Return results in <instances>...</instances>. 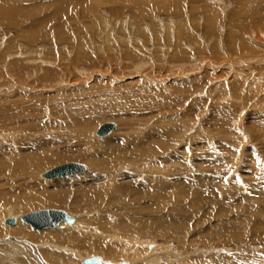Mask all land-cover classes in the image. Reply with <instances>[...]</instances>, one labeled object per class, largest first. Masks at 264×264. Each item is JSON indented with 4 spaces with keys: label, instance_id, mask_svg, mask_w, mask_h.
I'll list each match as a JSON object with an SVG mask.
<instances>
[{
    "label": "rangeland",
    "instance_id": "374dc122",
    "mask_svg": "<svg viewBox=\"0 0 264 264\" xmlns=\"http://www.w3.org/2000/svg\"><path fill=\"white\" fill-rule=\"evenodd\" d=\"M1 1L24 8L37 0ZM66 1L61 17L43 13L47 35L35 42L15 39L32 18L17 27L0 18V97L71 94L77 108L91 110L78 115L90 137L47 113L30 117L32 131L1 128L9 148L0 156H33L26 153L44 145L50 161L16 179L34 181L19 194L11 185L38 202L0 219L60 209L74 221L35 231L18 219L28 234H0V264H48L44 255L82 264L72 253L127 264H156L157 255L158 264H264V10L235 0ZM61 102L53 104L70 107ZM107 122L116 129L97 137ZM93 158L102 160L98 172ZM65 163L87 172L43 179ZM4 220L2 229L15 228Z\"/></svg>",
    "mask_w": 264,
    "mask_h": 264
},
{
    "label": "bare ground",
    "instance_id": "6f19581e",
    "mask_svg": "<svg viewBox=\"0 0 264 264\" xmlns=\"http://www.w3.org/2000/svg\"><path fill=\"white\" fill-rule=\"evenodd\" d=\"M43 1H45V2L48 1L52 5L50 4V6H49L47 3L42 4ZM43 1L42 0H40V1L37 0L36 2L33 1V2H31L29 4V6H26L24 8H20L17 4L6 3V2H3V1L0 0V18L5 19L9 26L17 27V26H20L23 22H25L27 18H32L33 19V24L31 23V24H28V25H24L20 30L17 31V33H16L17 35H16L15 39H17V38H19V39L25 38V40L27 39L28 42H35V40H38V38L41 39V38L45 37L47 35V33H45V32H47L46 22H48L50 18H46V17L43 18L44 17L43 13L44 12H47V13L51 12L54 15L57 16V17H55L53 15L52 17L58 18L59 16L61 17L63 14H66L67 11L69 10V3L66 0H43ZM235 1L237 2V5L239 4V6H241V7L242 6L244 7L246 5L256 4L259 9H261V10L263 9L264 10V0H235ZM137 2H139V1H137ZM39 4H42V5H39ZM171 4H174V3H171ZM263 18H262V20L264 21ZM255 22H256V20H255ZM13 42H15V41H13ZM122 88L123 87H120L118 89H122ZM182 92H184V91H182ZM13 95L14 96H12V97L10 95V98L9 97H6V98L5 97H0V129L1 128H9V129H12V130H15V131L16 130H21V131L30 130V131H32L33 125L31 124L32 119H30V117L31 116L35 117V116H38V115L39 116L41 115L43 117V115H45V113H47L53 119H58V118L63 119V126L62 127L66 126L67 128L70 129V131L72 133L84 137V140H86L85 138H89L90 137V132H91L90 128L91 127H90L89 122H85V123H83L84 125H82V124L78 123V121H79V118L82 115H84V117L85 116L89 117V114H87V113L89 111H91V110L90 109H86V110L81 111L79 108H77V104L81 103V102H79V101H77V102L71 101L72 100L71 97H70L71 94L63 95L61 98L60 97H56L55 98V96H51L52 97L51 98L49 96L50 98L47 101L45 100V98H43V99L39 98L40 96L39 97L30 96V95H26V94L19 93V92H17L16 94H13ZM159 95L160 94H158V96ZM88 98L90 99V98H93V97H88ZM52 99H54V100H52ZM185 100H187V99L185 98ZM51 101L52 102L55 101V102H53L54 104L56 102L63 101V102H61L63 105L65 104V102L66 103L67 102H71V103H68V104H70V107L67 106L68 108H66L65 105H64L63 109H60V104H59V107L57 105H54L53 103L52 104H53L54 107H52V104H51V107H50L49 104H48L49 105L48 106L47 103H50ZM45 105H47V106H45ZM120 110H122V109H120ZM78 115H81V116H78ZM56 122H54L53 124L54 125L57 124ZM107 123H111V122H107ZM112 124L114 125V129L112 131H110L108 134H106L104 136H101V137L108 136L110 133H112L116 129V125L114 123H112ZM26 126L28 128H26ZM51 128H53V127H50L49 129H51ZM96 131H95V135H96ZM97 137H99V136H97ZM18 143H15V144H18ZM25 145H26V143L22 142L21 144L19 143V145H16V146L13 145V147H19V149L22 150V149H26V148H24ZM6 146H7L6 144H0V149L6 150L7 148H9V147H6ZM42 146H44V145H42ZM42 146H38L37 149L34 148L33 149V150H35L34 153H31V152L30 153H26V154H33V156L41 155V156H39V158H36V159H34L35 157L33 158V156L21 157V156H18L16 154H12V153H7L5 157L0 156V214L2 212H4V214H9L11 212L12 207L17 209V211H18L20 208H22L25 205H27L28 199H32L33 202H38V200H36V199L40 198L39 195L35 194L34 192H32V193L31 192H27V189L25 187L22 188L24 192L21 191L20 196L19 195H14L13 192H11L13 190V189H11V185L15 183L16 179H18V178H20L22 176L26 178L29 174L33 173L34 171L42 168L43 166L48 165V163L50 161V157H49L50 154H48L46 152L47 150L43 149L44 147H42ZM87 149L88 150H86V152H89L91 150L89 147H87ZM90 163H92V170L93 171L98 172L100 169L103 168L102 160H100L98 158L91 159ZM86 172H87V167H86V170L83 171L82 173H79V174H76V175H73V176L82 175V174H84ZM68 177H70V176H68ZM58 178H62V177H58ZM167 178H168V176H167ZM54 179H57V178H54ZM49 180H51V179H46L45 181H49ZM91 181L96 182L95 176H93V179ZM166 181H167V179H166ZM27 182L33 183L34 181L33 180L32 181L31 180L21 181V182H19V181L17 182L16 181V184H15L14 188H16V185H17V189H16L15 193L18 192L17 194H19V192L21 190V187L23 185L27 186ZM26 192H27V194H26ZM88 205L89 204L87 203L85 206H88ZM2 219L3 218H1L0 221L4 220V219L3 220ZM18 219L21 220V222H20L21 224H22V222L25 223L24 221H22L21 217H19ZM18 219L15 222L16 224L18 223V221H20ZM20 223L17 224V227L15 226L16 224L11 226V227H9V225L8 226H4L3 223H2V225L4 227H6V228H12V227H15V228H13V229H2L0 227V234L2 232H5V231H12V232L17 233V234H23V233L24 234H28L27 230L24 227L20 226L21 225ZM70 225H68L67 223H61L55 229L46 228V229H43V230H35L31 226L30 227H31L32 230H35V231H50V230H56V229L58 230V229H61L63 227L64 228L65 227L68 228V226H70ZM78 225L79 224L77 223L76 225H74V227L77 228ZM90 225H91V223L89 224V226ZM92 225H94V224L92 223ZM105 225H107V223ZM120 226L123 227V228H130V226L135 227L134 224H132L130 226H127V224H121ZM227 235H228V238H230L231 240H243V239H245V235L243 233L242 234H237V235H235V233H227ZM223 238H225V237H223ZM179 239H181V238H179ZM216 239H217V237H215L214 242H215ZM206 240H207V238H206ZM218 241H220V240H218ZM4 242H6V241H4ZM195 242H196V240H195ZM198 242H201V239ZM222 242H228V241H222ZM11 245H12L11 247H12V250H13L12 254H14V256L16 257L17 255H19L18 250H19L20 246L17 245V243L11 244ZM142 245H144V244H142ZM144 251L145 250H141L138 253L136 252V254L137 255L142 254ZM5 252L4 253L2 252V253L5 254ZM9 252H10V249H9ZM69 255H71V253H69ZM72 255H75L74 257L77 258L80 262H83V259H85V258L77 256L75 253H72ZM7 256L10 257V255H7ZM7 256H6V258H7ZM160 256L161 255H157L158 258L157 259L153 258L152 260L156 264H158L159 263L158 259L160 258ZM63 257H65V256H63ZM91 257H97V256H91ZM144 257H145V254H144ZM98 258H100V257H98ZM100 259L103 262H107V263H110V264H120V263H113L111 261H107V260L102 259V258H100ZM42 260L48 262V264H54L45 255H44ZM168 260H170V259H168ZM121 263L127 264L125 261H123ZM66 264H68V263H66Z\"/></svg>",
    "mask_w": 264,
    "mask_h": 264
},
{
    "label": "water",
    "instance_id": "95a60500",
    "mask_svg": "<svg viewBox=\"0 0 264 264\" xmlns=\"http://www.w3.org/2000/svg\"><path fill=\"white\" fill-rule=\"evenodd\" d=\"M114 129L112 123L102 124L96 131V135L101 137L108 134ZM86 170V166L78 163H65L56 166L52 169L45 171L42 174L44 179H54L58 177H68ZM22 221L29 224L35 230H43L46 228L55 229L61 223H67L68 225L73 223V218H71L65 211L60 209H39L36 211H31L27 214L21 216ZM16 222L15 217H8L4 220L5 225H14ZM83 264H110L103 262L98 257H88L83 259ZM124 264V263H120Z\"/></svg>",
    "mask_w": 264,
    "mask_h": 264
}]
</instances>
